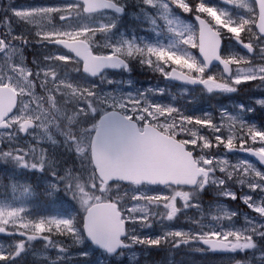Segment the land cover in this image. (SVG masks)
Here are the masks:
<instances>
[{"label": "snow or ice", "instance_id": "6c2138e0", "mask_svg": "<svg viewBox=\"0 0 264 264\" xmlns=\"http://www.w3.org/2000/svg\"><path fill=\"white\" fill-rule=\"evenodd\" d=\"M127 7L128 0L0 6V163L23 176L40 173L48 197H71L63 214L35 216L25 206L34 195L31 184L12 183V196L0 202V236L11 238L6 246L0 240V264L29 258L32 264H92L90 248L104 257L102 264H124L137 246L143 252L165 245L229 254L233 264H264V171L211 151L222 145L264 165V122L250 116L256 107L241 103L235 115L221 110L217 122L207 113L185 115L144 92L104 87L117 83L107 70L130 72L138 63L208 93L264 89V0H134L138 17L163 37L155 42L117 36ZM16 25L34 27L26 35ZM33 46L43 49L34 68L23 56ZM255 103L264 108V99ZM232 184L249 191L238 196ZM209 190L240 199L259 219L246 214L238 224L239 213L218 204L206 216L201 197ZM189 209L198 214L188 217L193 228L140 235Z\"/></svg>", "mask_w": 264, "mask_h": 264}, {"label": "rangeland", "instance_id": "374dc122", "mask_svg": "<svg viewBox=\"0 0 264 264\" xmlns=\"http://www.w3.org/2000/svg\"><path fill=\"white\" fill-rule=\"evenodd\" d=\"M65 2H68V1H56V0H10L9 1V3H12L13 6H23V7H28L30 5L38 6V5L63 4ZM179 11L180 10L177 9V12H179ZM180 15H181V18L185 19L186 22H190V14H184L181 12ZM124 17H126L128 19L132 18L136 22L139 23L140 27L138 28L136 33L120 28V25L122 24ZM124 17H121V19L118 21V27H119V33L117 34L118 37H119L120 33H123L125 38H129V39L135 38L138 41L141 38L146 42H155L157 39H161V40L163 39V37H159V38L156 37L155 33L152 31V26L150 24H148V22L146 20H144L143 18L138 17V9L132 10V11H127V14L124 15ZM160 23L162 24L163 22L161 21ZM16 26L18 27V25H16ZM25 27L27 29H30L34 26H25ZM98 39H99V37H98ZM28 49H30L33 52H36V54L41 56V58H42L43 49H41L39 47H35V46L28 48ZM100 50L101 49H98V51H100ZM191 51L194 52V50H191ZM145 67H148V66H145ZM135 68H136V66H135ZM69 69H71V62H69ZM69 73H71V71H69ZM107 75H108L109 79H113L117 83L115 85H111V86L105 85L104 87H106V88H115L117 91H121L125 94L130 92L133 96H135L137 93L144 92V93H147L149 95V98L151 100H155L156 102L162 103V104L175 105V106L183 109L185 115H194L196 117L204 116V114H205L201 111V109H203V108L198 107L197 103L194 102L198 93L202 92L206 95L210 94L213 97H216L219 94H222L227 98L231 94V93H208L204 89H202V90L199 89L197 91H194L188 87L174 85L171 82H169L167 79L162 77L159 72L154 71V70H153L152 75L157 77V81H155L153 76H149L148 78H146L144 80L145 84L141 85V86L136 85L135 77H133V75L122 74L121 76H117V77H115V75H109L108 73H107ZM149 89H152L153 91L149 92ZM160 90H164L163 95L160 94ZM258 93H260V94H258ZM258 99H264V89H261L259 87L257 88L256 93H252L251 95H249L245 99V102H243V104L245 103V104H251V105L255 106L258 109V111L256 110V112L264 111V108H261L258 104L255 103V101ZM223 103H225V104H222V105L217 104V105H213V107H212V109L214 110V116L213 117L215 118V120L217 122H220L221 110L226 109L229 112H231L233 115H235L239 111L238 105L241 104V103H233V102L229 101L228 99H225L223 101ZM188 127H192V126L188 125ZM195 127L199 128L201 131L207 133L209 135V137L213 136V134L211 132H209L208 129L205 128L204 126L197 125ZM222 134L227 135L226 129H225V132ZM184 135L185 134L182 133L177 138L178 139L183 138ZM214 143H215V141H214ZM44 145H47L50 148L52 147L49 144H44ZM189 147H191V145H189ZM206 151H208V150H206ZM211 151L216 152L220 156L227 154L225 152V150L223 149L222 145L220 146L219 149L213 148ZM56 155L58 158H60V160L66 159L63 155L62 149H57ZM227 156H228V159L232 163H236L239 160L243 159V160H247V161L251 162L252 164H254L256 166V168H258L259 170L264 171V168H260L251 159H249L248 157H246L244 155L234 153L232 155L227 154ZM1 165H2V163H0V166ZM71 166H72V161L68 160V163L65 165V167H71ZM8 178L13 179V176L8 175ZM241 178H244V177L241 176ZM12 183L13 182L9 183L10 190H11V184ZM229 183L231 184V182H229ZM232 190L235 191L238 196H242L244 193L249 191L246 186L241 188L238 184H232ZM9 195H10V197L12 196L11 191H10ZM17 195H18V193H17ZM253 195H255V193H253ZM33 198H34V195L31 197V199L33 200ZM201 203L203 205L204 212H205L206 216L209 213L210 206H215L218 204L221 208H224V209L230 210V211H236L237 213H239V215L235 218L236 221L238 222V224L242 225L244 223L243 217L246 214L254 216L257 219H259L258 214L252 213L242 203V201L240 199L233 201V200L228 199V198L218 197L216 195L215 190H209L205 194H202ZM25 204H26V202H25ZM215 210H216L215 207H213L212 211H215ZM160 211H164V210L160 209ZM188 217H198L196 210L195 209L186 210V214H185V212L178 214V216L176 218H174L173 221H167L165 219L163 221V226L161 225V223L156 222V223H154L152 228L141 229L140 235L149 236V237H156L158 235H163V233L169 229H185V230H187L189 228H193L194 225L189 222ZM208 219L210 220V217H208ZM157 221H159V218H157ZM183 249H184L183 251H179V249H176V254H181V253L185 254V250H187V252L194 254L195 256H199V255L202 256V255L208 254L209 257H211L213 260L215 259L217 262L233 264V262H230L227 258L229 254L217 253V255H216V254H213L211 252L200 253V252L194 251V250L187 248V247H183ZM89 251L91 253L90 258H91L92 264H102L104 257L100 254V252L93 251L91 248L89 249ZM139 253H140L139 252V246H137V249L128 251L126 256H128V258L132 261V260L137 259ZM236 255L238 258L242 259L245 254L241 253V254H236ZM124 259H125V257H124Z\"/></svg>", "mask_w": 264, "mask_h": 264}, {"label": "flooded vegetation", "instance_id": "af4514ba", "mask_svg": "<svg viewBox=\"0 0 264 264\" xmlns=\"http://www.w3.org/2000/svg\"><path fill=\"white\" fill-rule=\"evenodd\" d=\"M9 1L10 0H0V4H1L0 6L6 7L9 4ZM27 30L28 29L24 25H18V27L16 28V31L18 32L23 31L25 32L26 35H28ZM23 56L25 58V64H27L29 67H32V68L35 67L32 64V60L34 58L41 59V56L37 55L36 52H33L28 48H25L23 50ZM148 72H149L148 76H150L151 75L150 71ZM107 73L109 75H115V77H117V76H121L122 73L126 75H130L132 73V70L130 72L123 71L122 73L119 72L116 74L112 72H108V71ZM69 75L75 76L77 75V73L71 72L69 73ZM153 78L155 79V81H157L156 76H153ZM256 110L258 111L257 108ZM250 115L260 116L264 119V111L254 112V113H251ZM44 146L51 150V148L48 147L47 145H44ZM76 167L78 168L79 165L77 164ZM8 175H12L13 179H9ZM38 177H40V173H36L35 176H33L32 173H28L27 176H23L19 174V170H14L10 165L2 164L0 166V202H2L3 199L6 197H10L9 195L11 191L10 185H9L10 182L28 183V184H31V186L34 189V198L33 200L31 198L26 199L25 206L33 213V215L35 216H55V215L63 214V210L65 208H64V205L61 199L62 192H60L61 195H59L58 193V195H56V197L54 198L48 197L44 191L46 184L44 183L42 179H39ZM4 186H7V188L5 189ZM72 214L75 215L76 214L75 211H73ZM0 240L4 241L5 246H6V242L11 240V238L5 235V236H0ZM37 251L38 252L42 251V249H40L39 242L37 243ZM139 252L140 253L137 257L138 259L136 260L131 261L128 258V256H125L124 264H147L150 262H155V263L162 262L163 264H175V262H179L181 259H183V257L176 255V249H170L167 245L163 246L162 248H152V249H149L143 252L139 249ZM149 252L151 253L150 255H149ZM213 254L217 255V253H213ZM184 261H187V250H185ZM27 264H32L31 258H29V260L27 261Z\"/></svg>", "mask_w": 264, "mask_h": 264}, {"label": "trees", "instance_id": "16d2710c", "mask_svg": "<svg viewBox=\"0 0 264 264\" xmlns=\"http://www.w3.org/2000/svg\"><path fill=\"white\" fill-rule=\"evenodd\" d=\"M136 9L137 8L134 7V0H128L127 11H132V10H136ZM139 27H140V25L138 22H136L132 18L128 19L126 17L123 18L122 24L120 25V28L134 32V33L137 32ZM193 50L195 53V49H193ZM135 66H136V68H135ZM145 66H141L138 63L132 64V73L131 74L133 75V77H135V81L137 82L138 85H144L145 84L144 80L149 77L148 71H150V74H151L150 76H153L152 75L153 74L152 68L145 67ZM256 83L258 84V82H256ZM257 88H258L257 86L249 87V86L242 85L241 90H239L235 93H231L228 98L222 94H219L218 96L213 97L210 94L206 95V94L201 92V93L197 94L194 102L197 103L198 107L203 108V109H201V111L203 113H208L209 115H211L213 117L214 116V110L212 109L213 105L225 104V103H223V101L225 99H228L229 101H231L233 103H243V102H245V99L249 95H251L252 93H256ZM192 90L197 91L199 89L193 88ZM258 94H260V93H258ZM250 116L257 123V125L264 122V119L260 116H253V115H250ZM200 117H202V116H200ZM57 195H58V193H57ZM59 195H61V194L59 193ZM61 196H62L61 199H62L64 208L68 209L70 207L71 197L65 196L63 192H62ZM183 250H184L183 248L179 249V251H183ZM176 255L183 257V259H181L179 262H175V264H227V263L217 262L215 259L213 260L211 257H209L208 254L202 255V256H200V255L195 256L194 254L187 252V261H184V257H185L184 253H181V255H179V254H176ZM147 264H163V263L162 262H158V263L150 262Z\"/></svg>", "mask_w": 264, "mask_h": 264}, {"label": "water", "instance_id": "95a60500", "mask_svg": "<svg viewBox=\"0 0 264 264\" xmlns=\"http://www.w3.org/2000/svg\"><path fill=\"white\" fill-rule=\"evenodd\" d=\"M56 1H68V0H56ZM196 54L198 55V51H197V50H196ZM107 71H111V72L117 73V72H119L120 70H111V69H109V70H107ZM167 80H168V79H167ZM168 81H170V82H172V83H175V84H178V85L187 86V87H202V86L185 85V84H183V83L180 82V81H174V80H168ZM228 154H231V153H228ZM242 154H245V155L249 156V157L252 159L253 162H255L257 165H259L261 168H264V165L260 164L259 160H258L256 157L251 156V155L248 154V153H242Z\"/></svg>", "mask_w": 264, "mask_h": 264}]
</instances>
